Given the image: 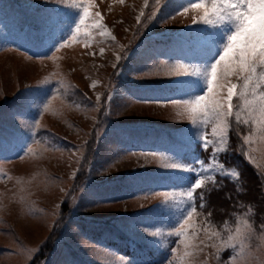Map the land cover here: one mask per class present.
<instances>
[{
	"label": "rangeland",
	"instance_id": "obj_1",
	"mask_svg": "<svg viewBox=\"0 0 264 264\" xmlns=\"http://www.w3.org/2000/svg\"><path fill=\"white\" fill-rule=\"evenodd\" d=\"M29 4H37L45 15L59 10L63 27L55 36L57 45L49 50L20 34L36 27L37 10ZM212 4L213 0H0V135L11 129V113L25 99L32 101L27 114L16 118L28 135L13 146L0 144V264H31L55 227L58 238L43 264H126L149 256L148 250L158 264H217L220 257V264H264V231L253 232L245 219L248 210L233 226L210 227L202 212L194 211L196 202L187 197L196 173L167 168L173 154L186 166L204 160L202 172L215 182L217 177L228 178L231 168L225 166L221 176L208 167L211 144L207 153L193 156L191 151L193 143L201 145L205 139L220 145L213 128L223 125L208 116V106L214 97L227 109L232 87L234 114L225 123L229 130L231 124L240 127L246 159L264 171V114L258 105L250 109L246 103L255 97L240 98L244 82L235 63L227 60L218 67L211 91L205 87L200 93L208 95L199 107L148 97L154 89L169 87L166 81L177 79L168 75L176 63L169 59L176 38L198 28L224 36L223 29L204 23ZM80 5L88 16L77 30L84 15ZM94 24L102 25L103 32ZM122 48L129 59L117 61L124 55ZM121 72L137 73L139 78ZM116 90L119 95L110 104L108 96ZM103 108L111 114L105 117ZM98 128L103 132L99 139ZM168 133L180 142L191 140L190 151H181ZM156 150L164 156L140 155ZM225 154L217 157L222 164ZM209 183L213 181L202 187ZM98 199L112 202L97 207ZM144 227L159 231L156 239L165 246L153 250ZM177 230L183 236L177 237Z\"/></svg>",
	"mask_w": 264,
	"mask_h": 264
},
{
	"label": "snow or ice",
	"instance_id": "obj_2",
	"mask_svg": "<svg viewBox=\"0 0 264 264\" xmlns=\"http://www.w3.org/2000/svg\"><path fill=\"white\" fill-rule=\"evenodd\" d=\"M190 2V0H189ZM57 3H63V0H57ZM193 7H200V4H194ZM29 8L37 10L35 18V29L31 26L20 30L21 35L31 36L34 41L42 48L51 49L56 46L55 36L63 27V22L58 15V9H54L52 13L47 15L42 14L37 4H29ZM76 7V5H73ZM83 8L84 15L80 17L78 23H76V29L79 30L81 25L84 24L85 18L88 16L87 8L80 5ZM143 15V13H141ZM155 13L152 14V17ZM149 17V19H152ZM166 22V18H162ZM140 23V18H137ZM204 23L211 26L212 29H223L224 36H221L216 31H208L206 28H198L196 30L189 31L187 35L176 38L170 46L169 59H174L176 63L171 65L173 69L168 75L177 77V79H170L166 81L170 86L152 90L148 97L153 99H170L175 105L191 106L195 105L199 107L205 102L207 93L201 95L205 87L211 91L212 79L218 75V67L227 60H231L237 66L236 73L240 79L243 80V90L239 93L241 99H246V96L250 94L255 97L253 101H246L250 109H254L257 105L259 111L264 114V0H213L212 11L205 13ZM99 26L101 32H103L102 25L94 24L93 27ZM143 26V25H141ZM139 31V29H138ZM226 36V39H225ZM0 39H3L0 36ZM64 45L61 44L60 47ZM124 52V49H121ZM47 55V52L42 53ZM130 54L124 52V55H118L117 61L122 59H129ZM219 57L217 59L216 57ZM158 55H154V59H158ZM214 61V62H213ZM113 67H118V64H113ZM121 75L127 77L132 75L133 79L139 78V74L133 72H121ZM119 95V90L114 91L108 96L109 103ZM187 98V99H186ZM99 100V97L97 98ZM142 100V98H135ZM233 99V88H228L227 100L229 107L225 109L223 102L216 98L210 99V106H208V116L213 122H220L223 126L219 129L213 128V134H218L220 137V145H217L215 140L209 141L205 139L200 145L205 151L211 144L212 155L208 167L212 171L218 172L223 176L226 171L225 165L218 161V154L225 153L228 150L230 143V132L225 123L229 116L234 113L232 111L231 101ZM142 102H151L150 99H143ZM32 105V101L25 99L19 110L11 113L12 127L9 131L0 135V144L5 146H13L18 143L22 137L28 135L27 131L16 122L17 117H24L29 111V107ZM111 114V111H105L104 116L107 117ZM235 119L237 123L240 122L239 113H235ZM103 135V132L98 128L96 130L97 139ZM199 137V134L197 135ZM191 140L181 139V142L177 145L181 151L187 152L191 149ZM135 155V153H133ZM140 155L144 157L148 156H164V153L156 150L150 152H142ZM169 158L172 160L167 165L169 169L179 170L181 173L195 172L196 180L192 184L191 188L187 191V197L192 203L197 200V191L202 188V185L206 181H215L211 175H204L202 170H206V162L204 160H197L195 165L186 166L185 164L178 162L179 160L174 158L173 154H170ZM174 158V159H172ZM79 162V161H78ZM91 171V169H90ZM99 174H103L102 172ZM235 177L236 182H239V172L231 168L228 173V178ZM175 179H182L176 177ZM155 191V190H150ZM200 207L206 208L207 204L204 203L205 197L200 195ZM97 207H104L112 201H94ZM188 204V207H191ZM249 218L254 215L253 208L248 209ZM192 213L188 212V216ZM211 215V214H209ZM264 224V223H262ZM147 231V235L152 237L150 243L153 250L157 246L164 247L162 240H157L156 237L161 235L159 231H150L147 227H144ZM183 225H181V229ZM75 231V229H73ZM239 231V229L237 230ZM177 237L183 236V232L177 230L174 233ZM171 235V234H170ZM227 243V242H226ZM70 264V262H68ZM126 264H158V261L144 254L142 260L136 262L132 260L126 261ZM169 264H172L169 261ZM217 264H220L219 260ZM224 264H233L231 261H225Z\"/></svg>",
	"mask_w": 264,
	"mask_h": 264
},
{
	"label": "trees",
	"instance_id": "obj_3",
	"mask_svg": "<svg viewBox=\"0 0 264 264\" xmlns=\"http://www.w3.org/2000/svg\"><path fill=\"white\" fill-rule=\"evenodd\" d=\"M101 112L103 114L104 108ZM237 128L240 127L236 124L230 125V143L226 154L222 157V162L226 167L234 168L239 172V182L217 177L215 183H209L207 187L198 189L197 192L205 197L204 203L207 207H200V196H198L194 211L202 212L204 222L212 228L214 226L218 228L221 225L233 226L238 217L252 207L254 215L251 218L247 215L245 219L250 223L253 232L259 235L264 231L262 224L264 223V171L246 159L245 147ZM89 143H93V137ZM197 149L198 147L194 152ZM89 152L88 156L92 154L91 150ZM57 229L58 227H55L51 232L31 264H43L53 253L54 243L59 234ZM146 252L152 258V251ZM218 260L222 262L223 257Z\"/></svg>",
	"mask_w": 264,
	"mask_h": 264
}]
</instances>
